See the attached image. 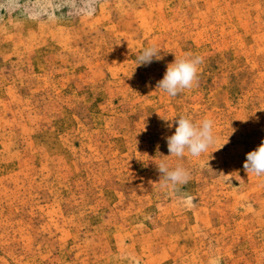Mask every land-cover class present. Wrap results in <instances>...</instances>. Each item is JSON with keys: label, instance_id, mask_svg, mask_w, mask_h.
Returning a JSON list of instances; mask_svg holds the SVG:
<instances>
[{"label": "rangeland", "instance_id": "rangeland-1", "mask_svg": "<svg viewBox=\"0 0 264 264\" xmlns=\"http://www.w3.org/2000/svg\"><path fill=\"white\" fill-rule=\"evenodd\" d=\"M180 115L214 121L207 152L168 156ZM262 140L264 0H0V264H264Z\"/></svg>", "mask_w": 264, "mask_h": 264}, {"label": "clouds", "instance_id": "clouds-1", "mask_svg": "<svg viewBox=\"0 0 264 264\" xmlns=\"http://www.w3.org/2000/svg\"><path fill=\"white\" fill-rule=\"evenodd\" d=\"M160 50L155 46L148 47L137 56L138 66H147L153 60H160ZM201 55L185 53L181 57L167 65L163 78L157 82L156 89H161L170 97H175L185 89H192L198 83V73L200 65L203 63ZM174 134L165 137L170 155L182 158L187 151L191 156L198 157L207 152L208 148L216 143L213 132L214 121L205 117L199 123L193 122L186 115L175 118ZM169 128L172 127L170 123ZM220 149V148H219ZM218 150V149H217ZM160 179H163L162 186L171 185L176 188L184 185L190 180V172L181 165L170 169L165 160H161L157 165ZM244 170L247 174L264 176V140L253 151L246 154Z\"/></svg>", "mask_w": 264, "mask_h": 264}]
</instances>
